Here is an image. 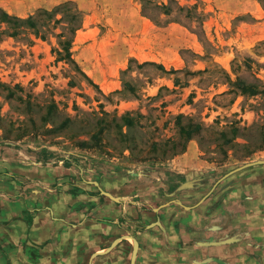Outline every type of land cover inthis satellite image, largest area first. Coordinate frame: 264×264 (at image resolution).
Instances as JSON below:
<instances>
[{
	"label": "rangeland",
	"instance_id": "1",
	"mask_svg": "<svg viewBox=\"0 0 264 264\" xmlns=\"http://www.w3.org/2000/svg\"><path fill=\"white\" fill-rule=\"evenodd\" d=\"M175 1L193 8L192 16L173 4L171 18L179 23L156 26L142 18L137 0H0V10L32 16L39 30L35 36L0 21V148L40 151L46 161L66 162L81 184L145 199L158 193L164 201L193 190L197 180L180 189L191 180L179 160L191 151L202 165L198 174L207 176L199 183L219 181L215 189L263 166L223 178L264 161V0ZM67 2L82 13L71 35L72 61L53 52L62 32L71 37L73 6L57 10ZM89 44L99 58L84 49ZM117 53L123 57L109 81L83 73L81 63H94L105 75L100 66H110ZM128 237L122 240L133 250ZM85 257L91 264L97 256ZM123 257L121 264H131Z\"/></svg>",
	"mask_w": 264,
	"mask_h": 264
},
{
	"label": "crops",
	"instance_id": "2",
	"mask_svg": "<svg viewBox=\"0 0 264 264\" xmlns=\"http://www.w3.org/2000/svg\"><path fill=\"white\" fill-rule=\"evenodd\" d=\"M90 46L84 49L99 58V48ZM122 57L117 53L110 66H100L105 75L94 63H81L82 71L93 81H109ZM40 155L23 146L0 148V264H82L95 253L91 264H121L123 256H132L131 244L122 240L106 250L125 235L137 242L136 264H264V165L215 189L219 181L215 188L199 183L207 176L198 174L202 165L191 151L179 164L185 181L197 180L193 190L164 201L158 193L132 198L130 190L118 189L126 192L120 196L97 182L120 197L117 203L98 187L81 184L66 162Z\"/></svg>",
	"mask_w": 264,
	"mask_h": 264
},
{
	"label": "trees",
	"instance_id": "3",
	"mask_svg": "<svg viewBox=\"0 0 264 264\" xmlns=\"http://www.w3.org/2000/svg\"><path fill=\"white\" fill-rule=\"evenodd\" d=\"M141 7V13L142 16L150 20L152 23H154L156 26H162L161 24L167 25L169 23H179L176 19H172L173 15V8L172 5L174 4L176 6L177 11H186L187 15L186 17H191L193 8L185 9L177 3L175 0H137ZM73 6V15L68 23V26L66 27L67 32L70 34V36H74L75 32L80 29L81 27V12L78 10V8L71 2L64 3L62 5H59L57 10H66L69 9L68 6ZM151 6V8H150ZM152 9L154 14L150 11ZM41 15L46 16L47 18H50L52 16L51 12L47 11H41ZM196 20H198L199 17H194ZM0 21L5 23L12 22L15 26H25L27 28H30L33 30L34 35L37 36L38 29L35 28V22L34 18L32 16L28 17L27 19H19L13 16H10L8 13L0 10ZM15 35V32L12 34V36ZM72 36L70 38H66V35L64 32H62L59 37L61 40L58 42V45L60 46V50H53V52L56 53L58 58L60 60H71V44H72ZM42 38V36H41ZM128 125H131L130 122H128Z\"/></svg>",
	"mask_w": 264,
	"mask_h": 264
},
{
	"label": "water",
	"instance_id": "4",
	"mask_svg": "<svg viewBox=\"0 0 264 264\" xmlns=\"http://www.w3.org/2000/svg\"><path fill=\"white\" fill-rule=\"evenodd\" d=\"M261 164H264V161L260 160V161H256V162H252V163H248V164L242 165L241 167H238V168L234 169L233 171H231L230 173H228L227 175H225V177L226 176H229L230 174H233L234 172L241 171V170H243L245 168H248V167H251V166H255V165H261ZM93 184L98 187V189L100 190L101 194H103L104 196H107L108 198H110L114 202H117V203L120 202V199L119 198L114 197L110 193L101 190V188L98 186V183L97 182H93ZM192 184H193V181L185 182L184 184H182L180 186V189L189 188L190 186H192ZM178 204H180V203L178 202ZM128 238H130L133 241V250H132V256H131V264H134L135 256H136V252H137V242L132 237H128ZM121 240H122V238L116 239L112 243L111 247L108 248L106 251H110ZM98 254L99 253H95L94 255H98Z\"/></svg>",
	"mask_w": 264,
	"mask_h": 264
},
{
	"label": "bare ground",
	"instance_id": "5",
	"mask_svg": "<svg viewBox=\"0 0 264 264\" xmlns=\"http://www.w3.org/2000/svg\"><path fill=\"white\" fill-rule=\"evenodd\" d=\"M180 204L182 205V203L180 202ZM183 206V205H182ZM188 208V207H187ZM131 240V239H130ZM132 241V240H131ZM133 242V241H132Z\"/></svg>",
	"mask_w": 264,
	"mask_h": 264
}]
</instances>
